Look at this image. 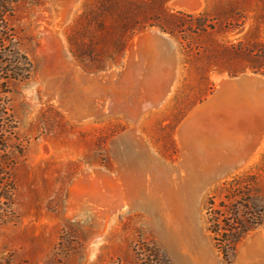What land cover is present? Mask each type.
I'll return each mask as SVG.
<instances>
[{"label":"rangeland","instance_id":"1","mask_svg":"<svg viewBox=\"0 0 264 264\" xmlns=\"http://www.w3.org/2000/svg\"><path fill=\"white\" fill-rule=\"evenodd\" d=\"M176 1L79 0L68 15L77 1L14 0L10 25L31 67L25 80L8 82L17 123L8 169L15 191L12 213L0 215V264H158L162 256L176 264L149 227L153 217L142 210L160 199L152 189L155 171L143 167L151 159L174 165L178 169L166 180L176 193L194 198L199 179L180 165L187 159L177 133L218 91L220 80L250 73L264 78V0ZM151 30L175 43L172 62L156 42L134 41ZM49 34L61 41L72 66L56 58L46 62ZM242 86L225 92L228 101L223 97L216 111L235 127L233 149L246 165L218 176L214 171L235 161L225 157L233 149H219V161L205 148L199 155L207 153L201 171L210 167L213 173L201 180L208 188L197 212L211 248L226 264L237 261L247 236L264 231V224L250 231L228 258L208 230L210 197L235 179L247 182L248 201L264 206V86ZM79 187L88 192L81 195ZM243 263L249 264L237 261ZM252 264H264V251Z\"/></svg>","mask_w":264,"mask_h":264},{"label":"bare ground","instance_id":"2","mask_svg":"<svg viewBox=\"0 0 264 264\" xmlns=\"http://www.w3.org/2000/svg\"><path fill=\"white\" fill-rule=\"evenodd\" d=\"M75 1H77V3H75V5L72 7V9L69 8V9H71V11H69L68 15H71L72 10H74L75 6H77V4L79 3L78 2L79 0H75ZM182 3H184V2L182 1ZM176 4L181 6V1L179 0V2H177ZM186 5H188V4L186 3ZM53 37H51V35L50 36L47 35V43H48L47 50H48V52H47V56H46V62L47 63L51 62L54 58H56V59L60 60L65 65V67L66 66H72V63H71L72 62V57L67 52L66 48L63 45H60V43H58V41H60L58 39H56L57 40L56 43H57V45L59 44L60 49H59V51H57L58 49L56 50V46H55L56 43L53 41V39H52ZM134 41L136 43L144 42V45H145L146 42L147 43L148 42H151V43H153V42L155 43L156 42V44H158L160 46V48H162V50L165 51L166 57H168V60H170L171 62L173 61V57H174V51H173L174 48H173V46H174L175 43H173V40H171L167 35L162 34L158 30H151L150 33L145 34L142 37H140V38H138V39H136ZM153 46H154V44H153ZM154 58H156V57H154ZM154 58H153V60H154ZM151 62L153 63V61H151ZM156 66H157V64H156ZM150 71H152V70H150ZM154 71L156 72L157 68L156 69L154 68ZM170 71H171V69H170ZM151 73H149V74H151ZM172 73H174V72H172ZM250 74H246V75L241 76L240 78H236V79H232V80H230V79H222V80H220L219 81L218 91L214 95H212L208 99L207 102L201 104L200 106H198L192 112L191 116L188 117V119L185 120V122L182 124V126L180 127V129H179V131L177 133L178 134L177 137H179L181 146L183 147V149H182L183 150L182 157L187 159V160H180L181 161L180 165L181 164H185V165L187 164L188 168L190 167V171L191 172L197 173V177L196 178L199 179L198 180L199 182L197 181L198 182L197 186H196L197 190H196V194H195L194 198L189 199L187 197V195H185V193H182V192H185V191H181L182 188L180 189L179 187L178 188L180 189L181 192L178 193V191L176 189V191H177V193H176L171 188L172 184L170 185L171 182L169 183L170 179H169V181L166 180L167 178H166L165 174H168L171 171H174V173H175L176 169H178L174 165L173 166H170L168 164L167 165H165V164L163 165L162 161H160V160H152V159L149 160L148 164L146 163V165H145L146 167L142 163V165L144 166L143 168H145L146 170H147V168H149L152 171H155L154 172V174H156L155 175V180H154L155 185L153 186L152 189H154V192L159 194V198H160V199H158V197H157V199L159 201H156V202L154 201L153 204H151V205L149 204V205H146L145 207L141 206L142 210L144 212L150 214L151 217H153V220L151 219V221L148 222L149 227L160 235V238L164 242V245L167 246V248H168L171 256L174 258V261H175L176 264H226L217 255L216 251H214L211 248L209 240L207 239L206 235L203 232V229L201 228L200 219H199L200 215L198 216L199 213L197 212L199 203H201L200 201H201V197L203 195V192H205L206 188H208L207 185H206L207 183L205 184V182H203L201 180H203V176H204L205 173H207V172L210 173L211 172L209 170L210 167H208L209 169H206L205 168L206 166L204 167L205 168V172L201 171L202 170L200 168V163L202 161L201 159H203L204 156L207 153L206 154L204 153V156L200 157L201 156L200 152H201L202 148H205L207 151H209V153L207 154L208 156L210 155V156L214 157L215 159L217 158V160H218L219 159L218 157L221 156L220 154L217 153V151L219 149L223 148L224 146H226V147L229 146V148H231V150L234 148L235 142L233 141L234 140L233 136L235 134L233 135V131L235 130L234 129L235 127L234 126L233 127H231V126L229 127L228 125H226L227 119L224 118V116H223L224 114L222 115L221 111H220L221 113L219 114V112L217 113L216 110L218 108L217 106L220 107V105H221L220 103L222 102V99L226 98V97H224V93L225 92L226 93H230L231 87H233V86L237 87V85H241V84L243 85L242 88L245 87V89L246 88H248V89H252L253 88L254 89L255 86H261V87L264 86V78H262L260 76H257V75H250ZM154 77H155V75H154ZM157 77H158V75H157ZM91 78H92V76H91ZM91 78H89L88 80H90ZM86 79H85V81H87ZM258 89H259V87H258ZM237 93H239V92H237ZM230 96H232V95H230ZM234 97H237V96L234 95ZM164 98H165V96H164ZM262 99H264V98H262ZM151 101H154V100L152 99ZM224 101L228 104V102H227L228 99H227V101L226 100H224ZM252 101H254V100H252ZM226 103H225V106H226ZM243 103H244V101H243ZM162 105H164V104H162ZM150 106H151V104H150ZM228 106H229V104H228ZM236 106H238V105H236ZM236 106H235V108H236ZM155 107H156V104H155ZM148 108H150V107H148ZM151 108H153V107H151ZM229 117H231V116H229ZM130 119H131V117H130ZM231 122H233V120ZM263 136H264V134H263ZM189 145H193V148L191 147L192 148L191 150L189 148L190 152L187 149V147H189ZM254 150L255 149L253 147V151ZM202 151L205 152V150H202ZM232 151L233 152L230 153L228 157L227 156H225V157H226V159L230 158L228 160H235V161L233 163L230 162L231 163L230 167L226 166L227 169L225 168L226 170H224L223 172L222 171L218 172L219 170L218 171H214L215 175L217 174L218 176H224V175L228 174L230 171H234V169L237 166L239 167L241 164H245L243 162H245L244 160H247V159L243 156L242 152L238 151L237 154H236L234 152V149ZM257 151H255V152H257ZM246 155H247V153H245V156ZM250 155H251V153H250ZM208 156H206V158ZM198 157L200 159V162L198 160ZM248 157H249V154H248ZM253 157H255V155ZM250 158L251 157H249V160H250ZM153 159H154V157H153ZM215 159L213 161H215ZM203 160H205V158ZM236 160H240V161L236 162ZM178 166H179V164H178ZM123 168H125V167H123ZM214 168L215 167H213V169ZM142 172L144 173L145 171L142 170ZM211 173H213V171ZM134 176H137V175H134ZM211 176H212V174H211ZM213 177H214V174H213ZM149 181H150V179H149ZM187 181H189V180H187ZM190 183L193 185V182H190ZM211 183H213V182H211ZM75 184L70 188L71 191L76 189ZM194 187H195V185H194ZM113 189H115V188H113ZM142 189H144V188H142ZM152 189H149V193H151L150 191H152ZM184 189H185V187H184ZM78 190H79L78 192L81 195L88 192L87 189L83 190L81 187H79ZM140 191H141V189H140ZM143 193H144V191H143ZM147 193H148V191H147ZM152 194H153V192H152ZM154 195L156 196L157 194L154 193ZM151 197H152V195H151ZM151 197H150V199H151ZM188 199H189V201H187ZM99 200H100V198H99ZM186 201H187V204H186ZM145 221L147 222V220H145ZM246 238H245L246 240L244 239L245 242L242 244L241 248L238 249L239 252L237 251L238 252V254H237L238 256L236 257V260L237 261L245 260V262L247 261V263L252 264V258L255 257L256 254H260L261 252L264 251V231H261V229H259V230L255 231L254 233H252L250 236H247ZM237 261L234 264H237Z\"/></svg>","mask_w":264,"mask_h":264},{"label":"trees","instance_id":"3","mask_svg":"<svg viewBox=\"0 0 264 264\" xmlns=\"http://www.w3.org/2000/svg\"><path fill=\"white\" fill-rule=\"evenodd\" d=\"M13 8L14 0H0V215L5 211L12 213L15 191L8 169L13 163L10 139L17 123L7 96L10 93L8 82L17 78L25 80L31 67L28 58L17 48V36L9 21ZM21 61H24L22 68ZM250 192L246 181L235 179L209 199L208 230L228 258L233 257L250 231L264 224V206L248 201ZM157 263L171 264L164 256Z\"/></svg>","mask_w":264,"mask_h":264},{"label":"water","instance_id":"4","mask_svg":"<svg viewBox=\"0 0 264 264\" xmlns=\"http://www.w3.org/2000/svg\"><path fill=\"white\" fill-rule=\"evenodd\" d=\"M237 254H238V252L236 253L234 260H236Z\"/></svg>","mask_w":264,"mask_h":264}]
</instances>
